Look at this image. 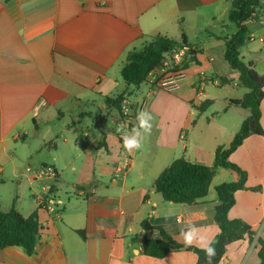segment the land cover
Instances as JSON below:
<instances>
[{"label":"crops","instance_id":"obj_1","mask_svg":"<svg viewBox=\"0 0 264 264\" xmlns=\"http://www.w3.org/2000/svg\"><path fill=\"white\" fill-rule=\"evenodd\" d=\"M231 4L0 0V209L15 206L40 224L36 253L6 248L0 250V264H196L198 257L190 251L163 259L142 255V238L158 233L146 232L141 223L162 226L179 243L199 248L208 247L219 232L214 222L218 197L211 189L219 185V174L227 182L238 181L236 172L219 168L208 196L192 206L164 201L153 183L179 149L192 163H215L219 145L207 151L206 143H193L190 130L204 85L243 88L240 74L224 59L226 40L237 31L228 21ZM246 26L250 41L244 46L249 49L264 35L263 12L258 22ZM155 35L179 43L185 36L196 60L182 70L173 91L157 87L151 78L126 87L121 76L126 55ZM249 51L246 63L264 60L262 43ZM124 92L133 117L128 123L104 104V97ZM228 99L229 104L238 100ZM141 111L152 125L149 132L139 125ZM261 113L264 130V98ZM56 122L61 131L52 133L47 125ZM237 132L234 128L230 143ZM60 136L61 142H55ZM124 136L142 147L127 151ZM187 137L190 148L182 145ZM230 161L248 173V188L262 190H239L229 218L243 220L264 239V136L251 133ZM34 196L56 201V210L40 207ZM258 250L256 242L238 240L220 264H260Z\"/></svg>","mask_w":264,"mask_h":264},{"label":"trees","instance_id":"obj_2","mask_svg":"<svg viewBox=\"0 0 264 264\" xmlns=\"http://www.w3.org/2000/svg\"><path fill=\"white\" fill-rule=\"evenodd\" d=\"M264 0H232L231 9L228 14V21L237 27L234 35L226 40V51L224 59L230 69L238 72L239 85L249 91L240 100L230 101L231 105L240 106L248 110L249 115L243 120L238 132L231 143L219 146L215 152L213 166H206L200 163H192L185 157L172 161L153 183L154 190L159 193L163 200L173 204L193 205L199 200L206 198L210 191L211 183L219 168L232 170L239 175L236 182H225L215 187L218 203L214 208V222L219 232L208 247L215 251L211 258V264H220L230 244L249 239L250 243L256 242L259 250L258 257L260 264H264V239L257 237L252 227L241 219H230L229 211L236 203L235 195L243 190L260 192L262 187L248 188V173L241 167L230 161V156L242 145L251 133H258L264 136L261 126V102L264 98V74H258L253 68L252 62L246 63L240 55V49L244 47L246 38L250 31L246 23L248 21L258 22L262 17ZM177 46L189 47L190 51L184 60L176 67V70H184L189 63L195 61V50L187 43V38L182 37L179 43L165 36L155 35L146 41L140 49H134L126 55L121 76L126 87H138L148 80L149 75L156 69H161L165 62L170 60L173 49ZM223 83H228L222 79ZM128 92L116 97H104V104L107 110H112L121 120L127 123L132 116L124 114V101ZM213 104L207 99L203 101L197 110L204 113ZM196 120L192 121V125ZM146 232L157 231V236H145L142 238L141 252L152 258L163 259L170 253L180 251L194 252L198 259L196 264H208L206 248H199L176 241L162 226H153L148 220L141 223ZM40 235V224L36 216L24 217L15 206L9 211L0 209V250L18 247L22 248L26 255L31 256L37 251Z\"/></svg>","mask_w":264,"mask_h":264},{"label":"rangeland","instance_id":"obj_3","mask_svg":"<svg viewBox=\"0 0 264 264\" xmlns=\"http://www.w3.org/2000/svg\"><path fill=\"white\" fill-rule=\"evenodd\" d=\"M264 18V12H263ZM260 45V42H252L249 45L242 49V54L244 61L247 62L250 59L251 53L249 50ZM124 85L122 84V87ZM247 88H236L233 85L226 86H214L213 84L204 85L202 89V100L211 99L213 104L205 111L204 113H199L198 110L194 111V119L196 124L192 128L190 137L193 139V143L202 144L206 143V150L212 152L216 146H225L227 147L230 144V136L234 130L238 127L243 120L249 115V111L241 108L240 106H230L229 110L226 109L229 104L228 98H237L238 100L242 99L245 94L248 93ZM207 94V97H205ZM204 98V99H203ZM228 110V111H227ZM69 120V119H68ZM50 127L52 133L60 132L61 124L56 122V124L47 125ZM47 126L42 125L43 128ZM236 130V129H235ZM50 135V134H49ZM61 137L55 139L54 141L59 143L61 142ZM37 138V137H36ZM182 145L186 144L190 148L189 139H181ZM38 143V140L34 141V145ZM177 158L183 156V150L179 149L177 151ZM229 179L227 177H222L220 174L216 177L215 182L217 184H222L227 182ZM63 190L69 191L70 188L65 186ZM211 193L216 195V189H211Z\"/></svg>","mask_w":264,"mask_h":264},{"label":"built area","instance_id":"obj_4","mask_svg":"<svg viewBox=\"0 0 264 264\" xmlns=\"http://www.w3.org/2000/svg\"><path fill=\"white\" fill-rule=\"evenodd\" d=\"M263 6H264V1H263ZM263 12H264V8H263ZM258 41H260V43H262V45L264 46V35L260 36L258 38ZM189 51H190L189 47H185V46L175 47L171 53L170 60L165 62L164 66L161 69L154 70L149 75L148 78L154 79V81L157 82L156 83L157 87L164 88L167 91H173L176 88L177 84L183 78L182 70L181 69L176 70V67L180 65V63L184 60L186 54ZM143 103H145V101ZM123 110L125 115H129V107L126 104H124ZM27 171L31 172V169L28 168ZM49 172L52 177L55 176L52 170H50ZM49 190L50 188L48 189V191ZM34 201L40 207L49 206L50 208H52V210H56V201L54 200L50 203L49 199H45L40 196H34Z\"/></svg>","mask_w":264,"mask_h":264},{"label":"clouds","instance_id":"obj_5","mask_svg":"<svg viewBox=\"0 0 264 264\" xmlns=\"http://www.w3.org/2000/svg\"><path fill=\"white\" fill-rule=\"evenodd\" d=\"M144 111H141L140 113H138L137 119L139 121V125L140 127L144 128L146 131H150L152 125L148 122V120L144 119ZM149 119H152V117L150 116ZM123 141H124V147L127 151H132L134 149H139L142 147V143L138 142L137 140L133 139H129L128 137L124 136L123 137ZM185 242L190 244L191 243V236L190 234H185ZM206 253L208 256V264H211V258L215 255V251L213 248L208 247L206 248Z\"/></svg>","mask_w":264,"mask_h":264},{"label":"water","instance_id":"obj_6","mask_svg":"<svg viewBox=\"0 0 264 264\" xmlns=\"http://www.w3.org/2000/svg\"><path fill=\"white\" fill-rule=\"evenodd\" d=\"M248 41H249V37L246 38V43ZM253 68L258 74L263 75L264 74V60L258 62Z\"/></svg>","mask_w":264,"mask_h":264}]
</instances>
